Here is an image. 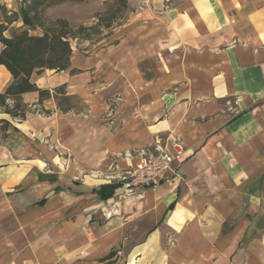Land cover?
Masks as SVG:
<instances>
[{"label": "crops", "instance_id": "crops-1", "mask_svg": "<svg viewBox=\"0 0 264 264\" xmlns=\"http://www.w3.org/2000/svg\"><path fill=\"white\" fill-rule=\"evenodd\" d=\"M128 6L67 70L32 75L48 99L0 114V264H264V0ZM172 137L182 181L106 218L136 154Z\"/></svg>", "mask_w": 264, "mask_h": 264}, {"label": "trees", "instance_id": "trees-1", "mask_svg": "<svg viewBox=\"0 0 264 264\" xmlns=\"http://www.w3.org/2000/svg\"><path fill=\"white\" fill-rule=\"evenodd\" d=\"M64 0H32L21 7L19 18L23 29L8 32L10 25L16 20L4 16L0 22V66L10 74L11 81L3 92H0V114L9 115L13 119H24L26 107L21 96L37 92L39 102L50 97L48 90L39 89L31 77L40 75L45 70L54 73L65 71L70 66L73 44L91 40L90 28L73 27L65 19L49 21L47 25L41 11L62 3ZM63 94L62 88L55 90ZM0 131L7 127V122L0 120ZM118 184L102 185L97 189L102 199L110 197ZM110 253L107 259L112 258Z\"/></svg>", "mask_w": 264, "mask_h": 264}, {"label": "built area", "instance_id": "built-area-1", "mask_svg": "<svg viewBox=\"0 0 264 264\" xmlns=\"http://www.w3.org/2000/svg\"><path fill=\"white\" fill-rule=\"evenodd\" d=\"M136 157V163L124 174L114 198L100 208L106 218L120 215L129 200L142 201L148 190L163 181H182L180 168L185 161L186 150L179 138H157L140 150ZM93 214H88V220Z\"/></svg>", "mask_w": 264, "mask_h": 264}, {"label": "rangeland", "instance_id": "rangeland-1", "mask_svg": "<svg viewBox=\"0 0 264 264\" xmlns=\"http://www.w3.org/2000/svg\"><path fill=\"white\" fill-rule=\"evenodd\" d=\"M32 0H0V22L4 16H10L13 22L8 32L23 29L19 10L29 5ZM128 0H64L62 3L44 7L41 11L45 24L56 19H65L73 27L90 28L89 34L94 42L111 37L114 28L120 25L127 13ZM80 43V42H78ZM76 44H73L75 48Z\"/></svg>", "mask_w": 264, "mask_h": 264}]
</instances>
